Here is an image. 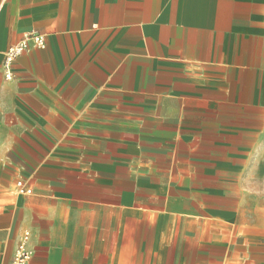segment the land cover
<instances>
[{"label": "crops", "instance_id": "obj_1", "mask_svg": "<svg viewBox=\"0 0 264 264\" xmlns=\"http://www.w3.org/2000/svg\"><path fill=\"white\" fill-rule=\"evenodd\" d=\"M24 231L29 264H264V0H0V264Z\"/></svg>", "mask_w": 264, "mask_h": 264}, {"label": "built area", "instance_id": "obj_2", "mask_svg": "<svg viewBox=\"0 0 264 264\" xmlns=\"http://www.w3.org/2000/svg\"><path fill=\"white\" fill-rule=\"evenodd\" d=\"M45 47L46 40L44 35L35 32L25 34L19 42L10 46L5 53L3 61L5 78H11V64L17 57L30 48L45 49ZM15 192L18 194H30L31 190L27 188L23 182L19 181L15 184ZM29 242L30 233L27 231L22 232L10 264H29V260L32 257V251L29 249Z\"/></svg>", "mask_w": 264, "mask_h": 264}]
</instances>
